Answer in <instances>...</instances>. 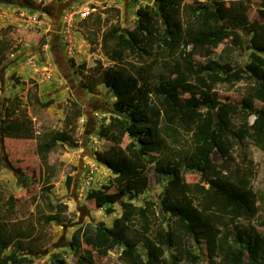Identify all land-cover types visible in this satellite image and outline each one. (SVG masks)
Here are the masks:
<instances>
[{
  "label": "trees",
  "instance_id": "1",
  "mask_svg": "<svg viewBox=\"0 0 264 264\" xmlns=\"http://www.w3.org/2000/svg\"><path fill=\"white\" fill-rule=\"evenodd\" d=\"M22 1L34 6V0ZM194 2L156 0L155 4L140 6L132 33L104 31L101 39L106 54L126 60L163 56L160 61L153 57L152 65L158 68L149 74L131 73L122 64L106 73L104 82L116 97L113 103L116 114L100 128L101 136L109 141L107 149L97 150L95 154L97 161L109 168L114 177L99 188L89 189L85 197L96 208H106L112 213L113 204L124 198L134 199L152 185L147 174L152 160L147 158L150 152L165 154L155 161L161 173L170 177L155 218L160 223L145 209L138 211L142 231L147 234V251L155 259L144 261L137 243L127 235L129 223L135 220L132 212L122 213L112 226L105 223L78 226L71 237V245L78 249L87 244L103 255L119 252L125 264H178L183 260L191 264L199 261L219 264L217 258L223 255L233 263L246 253L247 264H264V235L251 222L242 223L256 218L260 210L258 200L264 201V193L259 196L252 178L219 173L215 179L218 195L213 198L202 197L200 184H189L185 179L187 172H202L214 152L228 161H245L254 158L257 148L263 153L264 164V19L251 21V0ZM259 12L264 18V9ZM247 27L252 32V50L246 65L251 77L242 85L239 98L216 97L219 84L235 85L232 69L240 62L235 58L234 48L226 46L217 57L201 61L189 47L216 42ZM8 49V41L0 40V55ZM11 76L18 80L16 74ZM82 87L90 88L83 83ZM193 91L199 94L197 106L179 103L177 95ZM34 98L45 108L53 103L52 99L40 102L37 94ZM4 100L0 95L1 107L8 110V105L3 107ZM196 108L214 110L215 120L192 128L190 117ZM74 113L77 118L82 115L81 110ZM253 113L258 116L256 123L249 120ZM235 118L239 120L237 124ZM20 130L16 122L10 128L11 134ZM125 137L130 141L122 147ZM66 142L73 143L72 136L56 131L48 133L39 148L48 153ZM69 170L72 172L75 166L70 165ZM70 174L66 177L67 185L73 179ZM7 202V211L13 212L14 197L10 196ZM48 204L51 213L42 216L43 222H64L68 204L50 201ZM7 225L6 221H0V264H31L33 259L28 254L36 252L37 241L27 240L22 231L13 236ZM230 243L233 247L227 249ZM9 247L12 251L5 254ZM167 249L175 251L169 258L165 257ZM66 263L63 258L55 260V264ZM77 263L94 264L91 249H84Z\"/></svg>",
  "mask_w": 264,
  "mask_h": 264
},
{
  "label": "rangeland",
  "instance_id": "2",
  "mask_svg": "<svg viewBox=\"0 0 264 264\" xmlns=\"http://www.w3.org/2000/svg\"><path fill=\"white\" fill-rule=\"evenodd\" d=\"M69 1L34 0V6H27L22 0H0V40L9 44V49L0 55V95L5 99L3 107L8 105V110L0 105V221L7 222V231L13 236L22 231L27 240L34 238L37 241L36 252L28 254L33 259L31 264H55L57 258L65 259L66 264H79L77 260L84 249H91L94 264H125L119 258V252L109 251L103 255L87 244L78 249L71 245V237L82 224L105 223L112 226L115 218L122 213L132 212L135 213V220L129 223L127 235L137 243L144 261L148 262L155 257L147 251V234L142 231L138 211L145 209L153 220L160 223L155 218L170 177L161 173L155 161L165 157V154L150 152L147 158L152 157V160L147 174L152 185L134 199L124 198L113 204L112 213H108L106 208H96L85 197L89 189L99 188L114 177L109 168L97 161L95 154L97 150L107 149L109 141L101 136L100 128L110 121L111 115L116 114L113 106L116 97L104 82L106 73L122 64L131 73L149 74L158 68L152 65L153 57L159 61L163 59V56L156 55L126 60L115 54H106L101 46L102 34L104 31L126 30L132 33L137 9L146 4H155L156 0H73L68 4ZM89 2L96 10L85 19H75L70 32L74 47V52H71L60 30L65 12H60V7L66 4L67 7L80 6ZM180 2L195 4L194 0ZM250 7L252 22L264 19L259 12L264 9L262 0H251ZM33 15L38 16V21L32 24L29 19ZM237 31L216 42L189 47L197 60L201 61L207 57H217L226 46L234 48L235 58L240 62L232 69L235 85L217 86L214 94L222 99L239 98L242 85L251 77L246 69L252 50L251 27ZM32 56L34 58L30 61ZM72 59L75 66L71 63ZM45 68L51 74L48 78L44 75ZM12 74H16L18 80H13ZM82 83L90 88H83ZM36 94L40 102L52 99V105L45 108L38 104L34 98ZM177 98L180 104L193 107L197 106L199 94L195 91L180 93ZM78 110L82 111L79 118L74 113ZM214 120V110L196 108L190 117V126L194 128L198 123ZM249 120L256 123L257 114L253 113ZM14 122L21 126L17 134L10 132ZM238 122L235 118L234 123ZM56 131L68 132L73 143L60 144L48 153L41 152V141L48 133ZM128 141L130 138L125 137L121 146ZM262 158L263 153L257 148L254 158L245 161H228L214 152L202 172H187L185 179L189 184H200L202 197L213 198L218 195L215 179L219 173L250 176L252 185L261 197V193H264ZM70 165L75 166L72 172ZM69 173L73 179L67 185ZM45 188L47 190L43 192ZM10 196L15 200L13 212L7 211ZM48 201L68 204L64 222H43L42 216L51 213ZM258 204L260 210L256 218L243 220L242 223L247 225L251 222L264 235V201L259 199ZM153 228H156V224ZM153 239L157 241L156 236ZM192 245L197 250L196 245ZM231 246L232 243L227 244V249ZM11 251L12 247H9L4 253ZM174 253L173 249H167L165 257L169 258ZM248 258L246 253L233 263L226 259V255L219 256L217 260L219 264H247ZM178 264L191 263L183 260ZM197 264L202 263L199 261Z\"/></svg>",
  "mask_w": 264,
  "mask_h": 264
},
{
  "label": "built area",
  "instance_id": "3",
  "mask_svg": "<svg viewBox=\"0 0 264 264\" xmlns=\"http://www.w3.org/2000/svg\"><path fill=\"white\" fill-rule=\"evenodd\" d=\"M96 10V7L93 5V3H87V4H81L80 6H70L68 7L65 12L64 16L62 17V23L60 25V30L62 36L64 35V39L66 42H68V48L71 52H74L73 47V38L70 34L72 31V27L74 24L75 19L78 17L79 19H85L89 17L94 11ZM37 15H33L30 17L29 22L30 23H36L38 20ZM34 56L31 57L30 61ZM44 75L50 77V72L47 68L44 70Z\"/></svg>",
  "mask_w": 264,
  "mask_h": 264
},
{
  "label": "water",
  "instance_id": "4",
  "mask_svg": "<svg viewBox=\"0 0 264 264\" xmlns=\"http://www.w3.org/2000/svg\"><path fill=\"white\" fill-rule=\"evenodd\" d=\"M71 1H73V0H70V1L68 2V4H70ZM74 1H75V0H74ZM68 4L64 5V7L61 5L62 10H63L65 7H67Z\"/></svg>",
  "mask_w": 264,
  "mask_h": 264
},
{
  "label": "crops",
  "instance_id": "5",
  "mask_svg": "<svg viewBox=\"0 0 264 264\" xmlns=\"http://www.w3.org/2000/svg\"><path fill=\"white\" fill-rule=\"evenodd\" d=\"M61 11H65V10H61ZM50 13H52L51 11H50ZM59 13V12H58ZM58 16V15H57ZM52 36V35H51ZM51 41H53V39H51Z\"/></svg>",
  "mask_w": 264,
  "mask_h": 264
},
{
  "label": "flooded vegetation",
  "instance_id": "6",
  "mask_svg": "<svg viewBox=\"0 0 264 264\" xmlns=\"http://www.w3.org/2000/svg\"><path fill=\"white\" fill-rule=\"evenodd\" d=\"M60 9H62V8L60 7ZM60 12H61V10H60Z\"/></svg>",
  "mask_w": 264,
  "mask_h": 264
},
{
  "label": "clouds",
  "instance_id": "7",
  "mask_svg": "<svg viewBox=\"0 0 264 264\" xmlns=\"http://www.w3.org/2000/svg\"><path fill=\"white\" fill-rule=\"evenodd\" d=\"M67 8H68V7H66V9H67ZM66 9H65V10H66Z\"/></svg>",
  "mask_w": 264,
  "mask_h": 264
}]
</instances>
